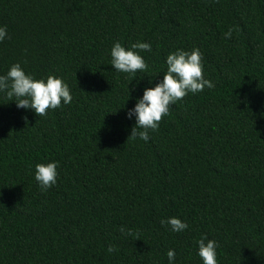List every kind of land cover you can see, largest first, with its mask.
Segmentation results:
<instances>
[{
	"label": "trees",
	"instance_id": "16d2710c",
	"mask_svg": "<svg viewBox=\"0 0 264 264\" xmlns=\"http://www.w3.org/2000/svg\"><path fill=\"white\" fill-rule=\"evenodd\" d=\"M0 25V74L20 62L73 97L38 115L0 93V264H168L170 248L203 264V236L218 264H264V0H0ZM115 41L150 43L147 67L117 73ZM193 47L215 87L129 138L127 110L169 52ZM50 160L42 191L35 164ZM170 216L188 228L161 225Z\"/></svg>",
	"mask_w": 264,
	"mask_h": 264
},
{
	"label": "clouds",
	"instance_id": "9594fccd",
	"mask_svg": "<svg viewBox=\"0 0 264 264\" xmlns=\"http://www.w3.org/2000/svg\"><path fill=\"white\" fill-rule=\"evenodd\" d=\"M233 29L224 33L231 38ZM8 37L7 26L0 25V42ZM148 42L137 41L124 46L115 41L110 49L111 65L117 73L135 74L137 70L147 67L144 57L137 50L151 51ZM166 71L163 79L151 87L143 90L142 96L136 98L134 106L127 110V118L134 119L129 138L149 140V130H157L162 116L167 115L171 104L186 96L189 92L203 91L205 87H215L214 82L206 78L203 73L202 53L198 47L191 50L177 48L166 56ZM151 83V81H150ZM0 93L14 98L18 108L33 110L38 115H45L49 109L60 107L63 103H71L73 97L68 83L60 76L49 74L47 77L36 78L32 73H26L20 62L12 63L4 74H0ZM58 161L50 160L35 164L34 177L42 191H46L57 182ZM161 225L170 226L173 232H180L188 228L186 221L179 217L170 216L161 219ZM120 231L126 235L131 229L125 230L122 225ZM197 254L203 264H218V242L203 236L196 241ZM116 246L109 244L107 251L112 253ZM168 264H176L175 249L167 251Z\"/></svg>",
	"mask_w": 264,
	"mask_h": 264
}]
</instances>
